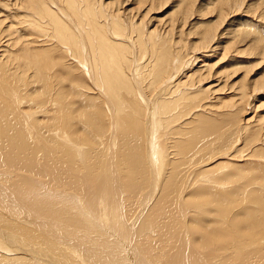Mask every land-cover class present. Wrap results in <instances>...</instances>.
<instances>
[{
  "label": "rangeland",
  "instance_id": "obj_1",
  "mask_svg": "<svg viewBox=\"0 0 264 264\" xmlns=\"http://www.w3.org/2000/svg\"><path fill=\"white\" fill-rule=\"evenodd\" d=\"M47 1L48 0H46V2ZM49 1H51V3L53 4H51L52 9L58 10L59 7L60 13L63 16H61V18H63L70 25L72 24V27H68V29L70 28L69 30L71 31V34L73 33V36L74 34L78 36V39L76 38V36H74L73 38L72 35L70 36V38L72 39L69 38L70 42L73 45H79L77 47L76 45L73 46L71 44L73 47L71 51L69 50V44L66 46V44L59 42L57 38L48 39V36H45L46 34H44V31L36 33L31 30L30 26L27 27V25H30V23H35L36 26L38 24V27L40 28L42 23L44 26L45 21L47 23L51 21L46 17L42 19L38 14H36L39 13L37 12V9H26V7H23L25 6L24 0H0V173L4 171L2 172V174H0V176L3 177L6 174H10L12 176V174H17L16 179H11V181H14L22 177L19 176V174L23 175L29 173L32 175L33 173L32 169L25 170L18 163L9 164V162H3V155L10 154V158H13V160H16V162H18L20 158H26L28 161H30L32 163L31 166L34 169V173L37 175V177L41 178L50 189L58 190L66 188L71 191L77 190L78 188L68 181V176L70 173H73V176L78 172L79 169H77L76 167L74 168L76 158L73 156L72 150L65 147L63 141H58L59 138L57 130L61 128L62 130L70 134L69 136L76 143L88 147L89 150L86 151L87 169L85 171L87 172L86 175L88 179L91 180V176L93 175V173L101 172L100 167L101 165H103L102 158L104 157L105 150L107 149L106 137H108V139L110 140L112 139V136H114L113 120L115 119V109H113L114 111L111 112L108 111L110 110L106 105L108 96L103 88V82L101 83L102 80L98 77V68H100L101 71V67H99L100 65L97 62L98 49L95 48L94 45H92V43H94V41L96 40L94 39L95 37L92 40L91 35L88 33L89 29L93 28L92 25H90V19L93 20L95 16L94 20L96 21V23L99 22L98 24L102 25L103 31H105V34L100 33V35H103L102 37H106L107 40L111 39L112 41L118 42L124 41L123 43H125V41L127 40L126 37L129 36V41L127 40L125 46H123L122 48V50L124 49L125 51L124 53H126L127 51L128 52L126 53V57L123 56L122 59H120L122 63L124 62V60L126 64L129 63L127 64L128 66H123L128 67L127 70L125 69L126 67L123 68L125 70L124 74L127 75L130 82H133L134 79L138 81L136 79L138 75L135 74V72V75L132 73L134 77L131 76L132 69L130 68L141 67L143 72L140 74L143 75L142 81H140H148L146 82L147 84L143 82V86H141L142 88L140 87V89H143L142 92L144 94L145 91L147 92L145 96H147L149 99H152V97L153 99L154 97H157L158 99L160 97L161 100L164 99L165 101H173V99L176 100L178 98V95H180L183 91L201 94L200 86L202 85V82L199 81L203 78L208 77L209 75L213 76V79L210 80L211 83H207L205 80V84L207 86H215V84L217 83V87H215V89L219 90L216 92V94H212V97L208 95V93H206L201 95V97L198 96V99L190 98V100H192V103H190L191 101L188 100L190 104L188 102L185 103L183 101H180V109L175 112L172 111L173 107H170L171 110L169 108L166 110L168 113H166L165 118L170 115L169 119L167 118L168 123L166 130L169 129L168 133H170L171 135L169 134L170 136L168 137L170 162L165 178L167 179V182L171 181L170 184L173 185L166 197V209H160L161 206L159 203L158 208L162 213L159 211H156L155 213L153 212L151 216H149L146 220L151 226H154L157 231V235L153 234L151 236L154 243L152 249H150V252L153 253L149 254V252H146L147 250H143V253L141 251V253H138V260L136 259L138 263L136 264H141L139 263L140 259L141 262L144 261V264H164V261L166 260L165 257L167 256L168 258V255L170 253L167 244L169 243V241H174L175 239L173 238H175V236H177V233L180 232L186 225V223L183 222L182 217H180V219L178 217V219L181 221L180 224V222L176 219L175 214V198H177V202H179V200L183 196L185 197H183L182 199H187L189 197V202L195 204L194 206L202 208L203 213H205V216H200L199 212H196L195 215L191 214L190 217H186L188 224L190 222V226L193 230V239L196 247L200 252H205L210 256H217L229 247V244L234 240L235 235L236 241H239L242 244H247L249 241L253 240L254 246L261 244L258 246V248H254L256 250H253L258 251L261 258L252 255L251 264H264V0H235L237 3L234 0H96V3H93L95 7H92L93 5H90L93 10L88 5V2L86 3V7L88 8L89 6V8L87 9L85 7V0H78V3L81 1L79 3L80 6H77L78 3L76 0H70V7L64 6V4L59 0ZM104 3L106 7H102ZM58 4H60L61 6H58ZM82 5L84 8H82ZM53 6H55V8ZM104 7L105 9H107L104 10ZM70 8L71 10L76 9L77 11H74V13H78H76L75 17L77 18V16H81L79 18H81L82 20H79V18L76 19L73 16L75 15L73 13V10L69 11ZM63 9L65 14L68 15L64 14ZM28 10H33L34 12L30 11V14V12H27ZM87 10L88 12H86ZM39 11L42 12V10ZM68 12H71L70 15ZM17 13L19 15H17ZM225 14H227V16ZM24 15L28 16L27 19L24 18ZM116 15L117 17H115ZM65 16H70L68 18V21ZM71 16L74 18L72 19ZM36 17L39 19V22L41 21V24L36 20ZM112 17H114L113 21L115 22V24H121V26L119 25L120 30L119 27L117 28L113 26ZM119 17H121L122 19H120ZM146 17L149 18L147 19ZM36 21L38 23H36ZM127 25L131 26V30L130 26L128 27ZM77 27L81 28L80 30L83 32H79V28ZM122 27H124L125 30H122ZM40 30H42V27L40 28ZM150 31L153 35H151ZM85 32L87 33L85 34ZM147 32H149L150 35ZM162 33H167V35H163ZM204 33L206 35L205 39H207L206 42L205 39L202 38V36H204ZM162 35L164 37L161 41L159 39V36ZM81 36L83 37L81 38ZM122 36L124 37L121 38ZM132 37L134 39L138 37V39L140 40H133ZM170 38H172V40ZM176 38H179V40H177ZM175 40L178 41V43H176ZM141 41L142 44L140 43ZM160 41L162 42V44L165 41V46L161 48L165 50L162 51H166L168 49L167 52L169 53V51L171 52V50L173 49L171 52L172 56H170V53L168 54L171 59L165 57V59H168V62L170 60L171 61L169 62L168 66L170 72L168 78L166 77L165 81L164 78H162V80L160 81H163V83H160L159 80L162 74L165 75V69L162 68V74L159 75V80L156 81H154V74L151 71L152 67L154 66L155 54L159 48V44L161 43ZM157 42H159L158 46ZM180 42L182 43L179 44ZM169 44H172V46H170ZM62 45L64 46V48H62ZM90 45L92 46L90 49H88ZM145 45L146 47H148H144ZM166 46L168 47L166 48ZM126 47H129V49H127ZM150 47L151 49H153V51L150 49ZM155 49L156 52H154ZM76 50H83V52H76ZM84 50H87V52ZM175 50L178 51V54L176 56L174 55L176 54ZM72 52L75 54H73ZM129 53L131 54L129 55ZM136 53L137 55H139L138 57L137 55H135ZM150 53L152 54L151 57ZM77 56L78 58L82 57L81 59H83V61H81L80 58L78 59ZM131 58L133 60H136H134L135 64ZM151 58H153V62L151 61ZM177 59L183 62L180 61L179 63ZM86 60H88L89 63ZM131 62H133V64H130ZM79 63H82V65ZM188 66H191L192 69ZM149 67L150 70H148ZM207 68L210 70H208ZM197 69L202 74L201 76L199 72L197 73V71H195ZM202 70H205L206 72ZM158 71L160 73V69H158ZM193 71L194 73H196V75H192ZM96 72L97 75L95 76ZM149 74L152 75L150 76ZM189 74L191 76H189ZM198 75L200 78L198 77ZM186 76L189 77L187 78ZM93 77H95L96 79L94 80ZM143 77L145 78L143 79ZM170 77L171 79H169ZM189 78H191L190 83L193 85L189 83ZM152 79L154 80L152 81ZM195 80H197L198 82ZM148 82L152 83V85H150ZM176 83L180 84L177 85ZM187 83H189L191 86L189 84L187 85ZM98 84L100 85V87ZM138 84L142 85L139 82ZM160 84L162 85L163 89L159 90V88H162L160 87ZM205 84L204 86H206ZM155 85H157V87ZM170 85H173L174 87H171V89ZM150 86H152V88H150ZM187 86L189 88H187ZM240 86L242 87V89L240 88ZM248 86L250 87L248 88ZM180 87H182V89ZM255 87L257 88L255 89ZM185 88H187L189 91H187V89ZM161 90L162 92H160ZM172 90L176 93H173V95L175 94V96L177 97L172 95ZM243 90L245 92H243ZM157 91L158 94L160 92V96L157 94ZM167 92L168 97L164 95ZM241 92L244 93H242V96ZM103 95H105L106 100ZM169 97L173 98H170L168 100ZM238 97L241 98V100L238 99ZM19 98L20 103L19 105H17V101H19ZM137 100H139V98H137ZM137 100H133V102H136L138 107L141 106L144 109L141 107L138 108H141V110H139L137 114V117L140 119V123L138 124V129L135 133L136 135L134 134V137H131L130 135H127L126 131L122 132L121 134L119 133L120 138L117 139L118 141L115 144V147H110V150H113L111 159H113L118 165L116 170L118 169L119 172L122 173V176L120 175V178L118 177L117 180L119 182L122 180V187L128 188L129 191L133 194L132 196L123 195L121 191H118L119 194L117 192L115 197V200H117L118 197L120 203V198L122 196L128 200L129 210L124 211L125 207H123L122 209H124V212L121 213V218H123L124 216L122 220H124L125 222H131L135 216L139 215V212L141 211L140 207L143 206V202L145 199L144 198L142 200V197L144 194L147 195V193L150 191V169L147 165L148 161L145 158V145H147V135H145V129L152 128V134H154L153 139H156V143L154 141V146L155 144H157V138L159 134L155 130L156 127L153 123H149V126L144 122L146 119V115L148 114V112H146L147 108L145 107L143 102L141 103L140 100L139 102ZM13 101L16 103L18 110L16 109V106L12 104ZM52 101L53 103L56 102L59 104V106H61L58 107L60 111H56L53 109V107H56L53 106ZM224 101L226 103H229V106L232 104L229 107V109L231 110L221 112V110L219 111V109H217L221 106L220 103ZM136 103L134 105H136ZM208 104H211L213 108L211 105L209 107ZM105 106L107 108H105ZM39 108L40 110H44V117H38ZM189 108L192 110L188 112ZM182 109L184 112L182 111ZM92 111H94L96 115H93L94 112ZM26 113L27 115L30 114V116L33 115L34 117L32 124L34 129H36L34 137L30 135V129H28L24 123L23 118L27 116ZM221 113H223L224 115L229 114V116L226 115V118L224 116L220 118L219 115H221ZM183 114L184 117L182 118L181 116H183ZM253 116L255 117V119H258L257 122H251L250 129L248 131H245L243 129L245 128V126L243 125L245 122L244 120L246 119L247 122V120H249V118L251 119V117ZM111 117L114 119H112ZM140 117H142L143 119L141 120ZM185 117L187 119H185ZM140 125L142 126V128ZM177 127L182 128L178 129ZM40 128L42 129L41 133L38 132ZM108 130H110L111 133ZM190 131H192L194 134H191ZM52 132L55 133L56 138L54 137ZM155 132L158 133L157 136H155ZM51 134L53 137H51ZM95 135L98 137H100L99 135H101V138L96 139ZM30 137L32 138L30 139ZM36 139L37 142H35ZM31 140H33L34 142ZM93 142H96L97 146L99 145L96 148L97 150H100V154H98V156L100 155L101 157H96V160L98 158L97 162L99 163L94 162L93 159ZM44 157L46 159H44ZM40 160H44V168L42 166L43 170L41 169V167H39V164L41 162ZM2 165L4 167H2ZM34 165L37 167L35 168ZM224 167H230L231 172L229 171L230 173H227L225 176H223V178H219V181L221 183H232L233 185L235 183L238 184V186H236L233 190H230L229 192L215 193L211 190L203 189L204 192L199 194L198 191H191L190 193L186 189L185 193L182 195L181 188L183 187V184L192 180L194 178V175V181H196L197 178H200L199 176H201L204 171H215ZM233 168L235 170L232 171ZM44 169L46 170V172ZM79 172L82 171L79 170ZM199 172H201V174ZM113 178H115V175H113ZM170 178H172L173 180ZM203 178L205 177H201L200 179ZM76 181L79 182V179H76ZM3 187H5L6 190ZM9 187H11V184L6 185L0 180V188L2 189V191H4L5 194L11 195L13 193V190ZM146 188H148L149 190ZM80 189L81 188H79L78 190L79 195H82L83 190ZM120 194L122 196H120ZM11 196L13 197L14 194H12ZM15 200L17 204L18 199L16 198ZM137 200L139 201L136 202ZM242 201L246 202L247 204L243 206ZM137 204H139L138 206L141 205L140 207H137L140 210L136 208ZM234 209H236L237 211H233ZM126 212L128 215L126 214ZM0 214L5 218V220L3 219V223L9 221L11 224V222L16 221L15 219H9L7 216L3 215V213ZM209 216L212 217L211 220L208 219ZM223 219H226V221H223ZM198 220H200V223L198 222ZM147 222L143 224L147 226ZM235 222H237L238 225L234 224ZM259 224L263 227L259 228ZM144 225L142 226V228L145 230L147 227H144ZM71 226L72 228L74 226V228H76V231L75 229H72ZM71 226V235H74L73 238L76 239V245L77 242H80V240H82L81 242L83 243H78L79 246L80 244H84V248H88L89 246L88 249H90L91 246L87 245L89 243L84 239H86L87 234H90V232L92 236H94L98 232H93L91 227H89L88 229V227H86V224L82 227H76L75 225ZM0 227L2 229L4 228L1 226V224ZM27 228L30 229L29 227ZM80 229H82V231ZM30 230H34L33 232L38 233V231L34 228ZM77 233L78 235H76ZM83 233H85L86 235H84ZM100 233L101 231L99 232V234H97L99 237H102L105 233L106 239L109 240L111 239L110 237L113 236L112 238L115 237L114 239L116 241L118 240L119 242H117L119 244H123L120 241L121 239L117 238V236H115L113 232L109 233V231L104 230V233L102 232L101 235ZM91 234L89 236H91ZM37 235L41 238H44L40 235V233H38ZM107 235L109 236V238ZM83 236H85V238ZM89 236L87 237L89 238ZM69 238L74 240L72 237ZM155 244L156 246H154ZM124 245L125 248L130 245V251L133 250V245L129 244V242H124ZM88 249L84 250L91 254V252L93 251ZM145 255L147 257H145ZM150 257L153 259V261L150 259ZM94 258L89 259H91L93 263H96L94 261L96 260V256H94ZM171 258L173 259V257ZM148 259H150L151 263L148 261ZM97 262L98 263L96 264H105V261L102 260H97ZM129 264L133 263L129 262Z\"/></svg>",
  "mask_w": 264,
  "mask_h": 264
},
{
  "label": "bare ground",
  "instance_id": "obj_2",
  "mask_svg": "<svg viewBox=\"0 0 264 264\" xmlns=\"http://www.w3.org/2000/svg\"><path fill=\"white\" fill-rule=\"evenodd\" d=\"M25 3L23 7H26V9H37L39 13L38 14L42 19H44L45 17L50 19L51 21V25L50 22L47 23L45 20V24L43 26V23L41 24L38 20V18L36 19L40 24V28L42 27V30H40V28L38 27V24L36 26L35 23H30V25H27L31 27V30H33L36 33H39L40 31H44V34H46L45 36H48V39H53V38H57V40L63 44H66V46L69 44L70 48L69 50L71 51L72 47V43L70 42L69 38L72 35V37L74 38V36H76V38L78 37L76 34L73 33L71 34V31L68 29L69 26H71L69 23H67L63 18H61L62 14L60 13L59 7L58 10L57 9H52L51 7V1H47L46 0H24ZM61 3L64 4V6H69L70 5V0H59ZM72 1V0H71ZM78 3V0H76ZM83 1V0H82ZM86 1V2H85ZM85 7L87 6L86 3L88 2V5L92 6L93 3H96V0H85ZM231 1V0H230ZM233 1V0H232ZM235 1V0H234ZM238 1V0H237ZM56 2V1H55ZM75 2V1H74ZM81 2V1H80ZM79 2V3H80ZM157 2V1H156ZM236 2V1H235ZM234 2V3H235ZM21 3V2H20ZM73 3V2H72ZM76 3V4H77ZM78 3L77 6H80ZM83 3V2H82ZM81 3V4H82ZM229 3V2H228ZM237 3V2H236ZM242 3V2H240ZM55 4V3H54ZM75 4V6H76ZM22 5V4H21ZM53 5V4H52ZM60 4H58L59 6ZM152 5V4H151ZM159 5V3H158ZM39 8H38V7ZM61 6V5H60ZM88 6V8H89ZM90 6V8H91ZM99 6V5H98ZM105 6L102 5V7ZM111 6V5H110ZM109 6V7H110ZM22 7V8H23ZM55 8V6H53ZM63 7V6H62ZM70 7V6H69ZM73 7V6H71ZM92 7H95L94 5ZM100 7V6H99ZM106 7V6H105ZM104 7V10H106ZM148 7V6H147ZM162 7V6H161ZM76 8V7H75ZM74 8V9H75ZM78 8V7H77ZM82 8L83 5H82ZM87 8V7H86ZM87 8V9H88ZM92 9V8H91ZM101 9V8H100ZM115 9V8H114ZM188 9V8H187ZM19 10V9H18ZM39 10H42L39 11ZM73 10V9H72ZM71 8L69 11H72ZM83 10V9H82ZM86 10V9H85ZM93 10V9H92ZM91 10V11H92ZM110 10V9H109ZM117 10V9H116ZM189 10V9H188ZM20 11V10H19ZM25 11V9H24ZM33 11V10H30ZM29 10L27 12H30ZM68 11V10H67ZM77 11L76 9L73 10ZM135 11V10H134ZM23 12V11H21ZM34 12V11H33ZM36 12V11H35ZM62 12V9H61ZM64 12V9H63ZM88 12V10L86 11ZM84 12V13H86ZM93 12V11H92ZM104 12V11H101ZM114 12V11H113ZM146 12V11H145ZM144 12V13H145ZM151 12V11H150ZM179 12V11H178ZM26 13V12H25ZM24 13V14H25ZM69 15L71 12H68ZM78 13V12H76ZM76 13H74L75 15H73L74 17L76 16ZM100 13V12H99ZM125 13V12H124ZM143 13V14H144ZM187 13V12H186ZM222 13V12H221ZM22 14V13H21ZM31 14V12H30ZM33 14V13H32ZM35 14V16H36ZM65 14V12H64ZM107 14V13H106ZM140 14V13H139ZM147 14V13H146ZM228 14V13H227ZM227 14H225L227 16ZM17 15H19L17 13ZM68 15V14H65ZM80 15V14H79ZM88 15V14H87ZM91 15V12H90ZM108 15V14H107ZM110 15V14H109ZM127 15V14H126ZM148 15V14H147ZM30 16V15H29ZM32 16V15H31ZM34 16V15H33ZM60 16V17H59ZM100 16V14H99ZM145 16V15H144ZM181 16V14H180ZM183 16V15H182ZM28 16L24 15V18L27 19ZM39 17V18H40ZM63 17V16H62ZM67 18L68 21V16H65ZM74 17L71 16V18L73 19ZM81 17V16H79ZM77 16L76 19L79 18ZM88 17V16H87ZM91 17V16H90ZM117 17V15L115 16ZM123 17V16H122ZM184 17V16H183ZM32 18V17H31ZM61 18V19H60ZM95 18V16H94ZM91 20V24L92 25V29H89L88 33L91 35V38L93 40V38L96 40L94 41V43H92V45H94L95 48L98 49L97 52V62L99 63V67H101V71L100 68H98V77L102 80L101 83L103 82V88L107 94V107L110 109L108 111H114L113 109H115L114 113L115 116L114 118L112 115V119H114V136H112V139H108L107 138V143H106V150L104 153V157L102 158V164L100 169L101 172L98 173H93V175L91 176V180L88 179L86 173V169H87V159H86V155L89 149L88 147H86L85 145L82 144H78L76 143L68 134L66 131L61 129H56L57 133H58V141L61 140L63 141V144L65 147L69 148L72 150L73 152V156L76 158V163L74 168L76 167L77 169L81 170L82 172H78L76 174H74L72 176L73 173H70L68 176V181L75 185L78 189L75 191H71L68 190L66 188L64 189H50L49 187H47V185L45 184V182L37 177V175L34 173V169L31 166V162L28 161L26 158H20L18 160V162H16V160H13V158H10V154H2L4 158L3 162H9L10 163H18L23 169H32L33 173L32 175L29 173L26 174H19V176H22L21 178H19L18 180H14L11 181V179L13 180V178H17V174H12V176L10 174H6L5 176H0V180L2 181V183L6 184V185H10L11 187H9L10 189L13 190L15 199L17 198V204H16V200L14 199V196L12 197L10 194H5L4 191H2V189L0 188V213H3V215L7 216L9 219H15L16 221L14 222H4L3 223V219L5 220L4 216H1L0 214V224L2 227H4L3 229L0 227V264H86V260H87V264L89 262V264H96L98 263L97 260H102L105 261V264H129V262H132L133 264L138 263L136 261V259L138 260V253H143V250H147L146 252H149V254H152L150 252V249H152L153 246V239L151 238V236L157 235V231L156 228L154 226H151L146 220L149 216H151V214L156 211L161 212L160 209L163 208V210L166 209V202H167V194L169 193V190L171 189L172 185L170 184L171 181L167 182V179L165 178V176L167 175V170H168V166H169V162H170V153H169V145H168V137L171 135L170 133H168V130H166L167 128V123L169 119L168 115L166 118V113H168L166 110L169 108L171 110L170 107L172 108V111H177L180 109V101L182 102H188L191 101L190 103H192V100H190V98L192 99H198L199 97H201V95L208 93V95H210L212 97V94H216L217 91H219L218 89H215V87H217V83L214 85H209L207 86L205 84V80L207 83H211L210 80L213 79V76H208L206 78L201 79L199 82H202V85L200 86L201 94H197V93H190V92H186L183 91L180 95H178V98L175 100L173 99V101L169 100L171 97L168 98L169 101H165L164 99L161 100V98L159 97L158 100L157 97H152V99H149L147 96H145V94L147 93L145 91V94L142 92L143 89L141 90L140 87L143 86V82L146 83L148 80H143L142 81V75L140 74L143 72L142 68H130L132 69L131 74L135 72V74H137V80L136 81L134 78L133 82H130V80L128 79L127 75L124 74V69L125 67H123L124 65H127L129 63L126 64L125 60L122 63L120 61V59H122L123 56L126 57V53H124V49L122 50L123 46H125L127 40L129 41V36L126 37V41L125 43L123 42H118V41H112L111 39L107 40L106 37H102L100 35L101 34H105L103 31V26L99 25L98 23H96V21ZM100 18V17H99ZM120 19H122L121 17H119ZM129 18V17H128ZM133 18V17H132ZM147 18V17H146ZM149 18V17H148ZM147 18V19H148ZM30 19V18H28ZM35 19V18H34ZM107 19V18H106ZM119 19V20H120ZM146 19V20H147ZM220 19V18H219ZM223 19V17H222ZM225 19V18H224ZM22 20V19H21ZM33 20V19H31ZM41 20V19H40ZM71 20V19H70ZM75 20V19H74ZM79 20H82L81 18H79ZM109 20V18H108ZM114 17H112V23L113 26L115 27H119V25L121 26V24H115V22L113 21ZM23 21V20H22ZM36 21V23H38ZM72 21V20H71ZM76 21V20H75ZM130 21V20H129ZM163 21V20H162ZM221 21V20H220ZM21 22V21H20ZM19 22V23H20ZM25 22V21H23ZM79 22V21H78ZM85 22V21H84ZM131 22V21H130ZM227 22V21H224ZM223 22V23H224ZM22 23V22H21ZM26 23V22H25ZM126 23V22H125ZM185 23V22H184ZM2 24V23H1ZM89 24V22H88ZM102 24V23H101ZM109 24V23H108ZM130 24V23H129ZM12 25V24H11ZM106 25V24H105ZM170 25V24H168ZM186 25V24H185ZM211 25V24H210ZM219 25V24H218ZM239 25V24H238ZM75 26V24H74ZM86 26V25H85ZM108 26V25H107ZM110 26V25H109ZM128 26V25H127ZM130 26V25H129ZM128 26V27H129ZM137 26V25H136ZM184 26V25H183ZM26 27V26H25ZM38 27V30H37ZM72 27V26H71ZM80 27V26H79ZM77 27V28H79ZM84 27V25H83ZM90 27V26H89ZM142 27V26H140ZM168 27V26H167ZM166 27V28H167ZM221 27V26H220ZM238 27V26H237ZM242 27V26H241ZM44 28V29H43ZM105 28V27H104ZM112 28V27H111ZM134 28V27H133ZM230 28V27H229ZM10 29V28H9ZM81 28H79V32H83L80 30ZM86 29V27H85ZM88 29V28H87ZM110 29V27H109ZM116 29V28H115ZM124 29V27H122V30ZM141 29V28H140ZM171 29V28H170ZM217 29V28H216ZM30 30V28H29ZM118 30V29H117ZM120 30V27H119ZM125 30V29H124ZM127 30V29H126ZM130 30H131V26H130ZM137 30V29H136ZM134 30V31H136ZM153 30V29H152ZM173 30V29H172ZM111 31V30H110ZM114 31V30H113ZM129 31V29H128ZM141 31V30H140ZM157 31V30H156ZM222 31V30H221ZM234 31V30H233ZM41 32V33H42ZM78 32V33H79ZM122 32V31H120ZM139 32V31H138ZM142 32V31H141ZM151 32V31H150ZM154 32V31H153ZM87 32H85L86 34ZM112 33V32H111ZM136 33V32H135ZM149 35L150 33L147 32ZM174 33V31H173ZM43 34V35H44ZM119 34V33H118ZM129 34V33H128ZM140 34V33H139ZM143 34V33H142ZM163 34V33H162ZM170 34V32H169ZM123 35V34H122ZM151 35L152 32H151ZM155 35V33H154ZM160 35V34H159ZM163 35H167V33L163 34ZM159 36V39L162 41L164 36ZM213 35V33H212ZM221 35V34H220ZM86 36V35H85ZM105 36V35H104ZM121 36V35H120ZM126 36V34H125ZM131 36V35H130ZM147 36V35H146ZM157 36V35H156ZM217 36V35H216ZM44 37V36H43ZM80 37V36H79ZM83 36H81L82 38ZM89 37V36H88ZM119 37V36H117ZM124 36H122L121 38H123ZM148 37V36H147ZM153 37V36H152ZM167 37V36H166ZM169 37V36H168ZM171 37V36H170ZM175 37V36H174ZM179 37V36H178ZM201 37V35H200ZM206 35L204 33V36H202V38L205 39ZM213 37V36H212ZM108 38V37H107ZM133 38V37H132ZM141 38V36H140ZM151 38V37H149ZM201 38V39H202ZM72 39V38H70ZM78 39V38H77ZM125 39V38H124ZM138 39V37L136 38ZM133 38V40H136ZM144 39V38H143ZM165 39V38H164ZM172 40V38H170ZM177 39V38H176ZM183 39V38H182ZM209 39V38H208ZM140 40V39H138ZM137 40V41H138ZM146 40V38H145ZM152 40V39H150ZM168 40V39H167ZM174 40V39H173ZM179 40V38L177 39ZM74 41V40H71ZM76 41V40H75ZM84 41V40H83ZM82 41V42H83ZM158 41V40H157ZM160 41V42H161ZM176 41V40H175ZM207 41V39H205V42ZM57 42V41H56ZM131 42V41H130ZM135 42V41H134ZM144 42V41H143ZM184 42V41H183ZM209 42V40H208ZM207 42V43H208ZM211 42V41H210ZM53 43V42H52ZM80 43V40H79ZM89 43V42H88ZM142 44V41L140 42ZM148 43V42H147ZM152 43V42H151ZM168 43V42H167ZM166 43V44H167ZM172 43V42H171ZM174 43V42H173ZM176 43H178V41H176ZM182 42H180L179 44H181ZM195 43V42H194ZM193 43V44H194ZM203 43V42H202ZM213 43V42H212ZM72 44V45H71ZM83 44V43H82ZM136 44V43H135ZM145 44V43H143ZM159 42H157V46H158ZM165 44H162V42L159 44V48L156 52V49L154 52H156L155 54V59H154V66L152 67V73L154 74V79H152V81H156L159 80V75H161V70L162 68H164V73L165 75H161V78L159 80V82L162 80V78L167 77L169 75V61L166 58H170L168 56V54L170 53V56H172L171 52H172V47H171V52L169 51V53L166 51H162L165 49H161ZM177 44V45H179ZM197 44V43H196ZM58 45V44H57ZM76 45V44H75ZM73 45V46H75ZM88 48L90 49L91 46ZM129 45V44H127ZM149 45V44H148ZM162 45V46H161ZM170 45V44H169ZM168 45V46H169ZM174 45V44H173ZM59 46V45H58ZM77 47L79 46L78 44L76 45ZM150 46V45H149ZM155 46V45H154ZM166 46V48L168 47ZM172 46V44L170 45ZM175 46V45H174ZM173 46V47H174ZM85 47V46H83ZM88 47V46H87ZM142 47V45H141ZM146 47V45L144 46ZM143 47V48H144ZM148 47V46H147ZM146 47V48H147ZM177 47V46H176ZM204 47V46H202ZM62 48H64V46L62 45ZM127 48V47H126ZM155 48V47H154ZM178 48V47H177ZM199 48V47H198ZM76 49V48H75ZM78 49V48H77ZM80 49V48H79ZM82 49V47H81ZM84 49V48H83ZM87 49V48H85ZM129 49V47L127 48ZM138 49V48H137ZM151 49V47H150ZM193 49V48H192ZM200 49V48H199ZM74 50V49H73ZM92 50V49H91ZM90 50V51H91ZM142 50V49H141ZM149 50V49H148ZM153 51V49H151ZM170 50V49H169ZM180 50V49H179ZM196 50V49H195ZM198 50V49H197ZM204 50V49H203ZM225 50V49H224ZM78 50H76L77 52ZM83 52V50H81ZM80 50L78 52L82 53ZM87 52V50H84ZM89 51V50H88ZM96 51V49H95ZM134 51V50H133ZM137 51V50H135ZM151 51V52H152ZM176 51V50H175ZM173 51V52H175ZM214 51V50H213ZM223 51V50H222ZM140 52V50H139ZM143 52V51H142ZM145 52V51H144ZM182 52V51H181ZM227 52V51H226ZM73 53V52H72ZM96 53V52H94ZM146 53V52H145ZM75 54V53H73ZM90 54V53H88ZM93 54V53H92ZM131 53H129L130 55ZM141 54V53H140ZM174 54V53H173ZM178 54V51H176V54H174L175 56ZM72 55V54H71ZM95 55V54H94ZM137 55V53L135 54ZM144 55V54H143ZM148 55V54H147ZM146 55V57H147ZM151 53H150V57H151ZM82 56V55H81ZM91 56V55H90ZM128 56V54H127ZM139 55H137L138 57ZM182 56V55H181ZM180 56V58H181ZM71 57V56H70ZM145 57V56H144ZM174 57V56H173ZM189 57V56H188ZM78 58V56H77ZM80 58V57H79ZM78 58V59H79ZM82 58V57H81ZM80 58V59H81ZM141 58V57H140ZM91 59V58H90ZM129 59V58H127ZM132 59V58H131ZM150 59V58H149ZM153 58H151L152 61ZM133 60V59H132ZM135 60V59H134ZM133 60V61H134ZM139 60V59H138ZM175 60V59H174ZM178 60V59H177ZM176 60V61H177ZM183 60V59H182ZM198 60V59H197ZM81 61H83V59H81ZM88 61V60H86ZM95 61V60H94ZM136 61V60H135ZM134 61V64H135ZM140 61V60H139ZM146 61V60H145ZM173 61V60H172ZM179 63L181 60H178ZM74 62V61H73ZM80 62V61H79ZM150 62V61H149ZM153 62V61H152ZM183 62V61H181ZM78 63V62H76ZM84 63V62H83ZM89 63V61H88ZM94 63V62H92ZM97 63V64H98ZM174 63V62H173ZM186 63V62H185ZM82 65V63H79ZM130 64H133V62H131ZM146 64V63H145ZM150 64V63H149ZM96 65V64H95ZM177 65V64H176ZM128 66V65H127ZM139 66V65H138ZM201 66V65H200ZM199 66V67H200ZM92 67V66H90ZM130 67V66H129ZM148 67V66H147ZM172 67V66H171ZM170 67V68H171ZM174 67V66H173ZM191 68V66H188ZM187 67V68H188ZM202 67V66H201ZM160 69V73L158 71V69ZM182 68V67H181ZM81 69V68H80ZM96 69V68H95ZM126 70L128 69V67L125 68ZM176 69V68H175ZM192 69V68H191ZM199 69V68H198ZM195 70L197 71V73L199 72V70ZM204 69V68H201ZM208 69V68H207ZM93 70V69H92ZM147 70V69H146ZM150 70V67L149 69ZM187 70V69H186ZM206 70V69H205ZM205 70H202L204 72H206ZM210 70V69H208ZM179 71V70H178ZM183 71V70H182ZM201 71V70H200ZM129 72V71H127ZM146 72V71H145ZM189 72V71H188ZM203 72V73H204ZM208 72V71H207ZM82 73V72H81ZM151 73V72H150ZM175 73V72H174ZM182 73V72H181ZM200 73V72H199ZM133 74L131 76H133ZM134 74V75H135ZM140 74V75H139ZM173 74V73H171ZM192 74V72H191ZM206 74V73H205ZM210 74V73H209ZM97 75V72L95 73V76ZM130 75V74H129ZM128 75V76H129ZM150 75V74H149ZM152 75V74H151ZM150 75V76H151ZM183 75V74H182ZM187 75V74H186ZM192 75H196V73H194ZM202 74L200 73V76ZM94 76V74H93ZM130 76V77H131ZM145 76V75H144ZM174 76V75H173ZM172 76V77H173ZM185 76V75H184ZM189 76H191L189 74ZM188 76V77H189ZM205 76V75H204ZM134 77V76H133ZM187 77V76H186ZM187 77V78H188ZM193 77V76H192ZM191 77V78H192ZM199 77V75H198ZM145 77H143L144 79ZM182 78V77H181ZM184 78V77H183ZM191 78H189V83ZM196 78V77H195ZM200 78V77H199ZM202 78V77H201ZM223 78V77H222ZM221 78V80H222ZM93 79L95 80L96 78L93 77ZM99 79V80H100ZM171 79V77L169 78ZM208 79V80H207ZM217 79V77H216ZM141 80V81H140ZM187 80V79H186ZM185 80V81H186ZM193 80V79H192ZM258 80V79H257ZM261 80V79H260ZM97 81V80H96ZM151 81V82H152ZM183 81V80H181ZM180 81V82H181ZM197 81V80H195ZM216 81V80H215ZM256 81V79H255ZM138 82L142 85H139ZM150 82V81H149ZM148 82V83H149ZM168 82V80H167ZM192 82V81H191ZM198 82V81H197ZM222 82V81H221ZM97 83V82H95ZM155 83V82H154ZM153 83V84H154ZM157 83V82H156ZM160 83H163L160 82ZM171 83V82H170ZM169 83V84H170ZM187 83V85L189 84ZM215 83V82H214ZM94 84V83H93ZM147 84V83H146ZM150 85H152V83H149ZM175 84V83H174ZM173 84V85H174ZM177 84V83H176ZM180 83H178L177 85H179ZM182 84V83H181ZM191 84V83H190ZM189 84V85H190ZM198 84V83H196ZM204 84L206 86H204ZM263 84V83H262ZM261 84V86H262ZM99 85V84H98ZM161 85V84H160ZM170 85L171 87L174 86ZM185 85V84H184ZM193 85V84H191ZM190 85V86H191ZM195 85V84H194ZM200 85V83H199ZM198 85V87H199ZM223 85V84H222ZM240 85V84H239ZM257 85V84H256ZM97 86V84H96ZM157 87V85H155ZM166 86V85H165ZM176 86V85H175ZM220 86V85H219ZM232 86V85H230ZM242 86V85H241ZM240 86V88L242 89V87ZM260 86V85H258ZM100 87V85H99ZM102 87V85H101ZM155 87V88H156ZM162 87V85L160 86ZM169 87V86H168ZM250 86H248L249 88ZM142 88V87H141ZM150 88H152V86H150ZM166 88V87H165ZM182 89V87H180ZM187 88H189L187 86ZM185 88V89H187ZM232 88V87H231ZM235 88V87H234ZM257 87H255L256 89ZM99 89V88H98ZM144 89H145V85H144ZM148 89V88H146ZM163 89L162 88H159ZM172 89V88H171ZM170 89V90H171ZM177 89V88H176ZM198 89V88H197ZM264 89V88H263ZM154 90V89H153ZM169 90V91H170ZM174 90V89H173ZM172 90V95L173 93H175ZM178 90V89H177ZM176 90V92H177ZM193 90V89H192ZM222 90V89H221ZM220 90V91H221ZM245 90V88H244ZM243 90V92H245ZM259 90V89H257ZM156 91V90H155ZM166 91V89H165ZM179 91V90H178ZM181 91V90H180ZM187 91H189L187 89ZM197 91V90H196ZM229 91V90H228ZM242 91V90H240ZM250 91V90H249ZM162 92V90L160 91ZM157 94L160 96L161 94ZM164 92V91H163ZM171 92V91H170ZM241 92V96L242 93ZM156 93V92H155ZM168 92L164 95L167 96ZM176 94V93H175ZM175 94L173 96H175ZM244 94V93H243ZM155 95V94H154ZM163 95V94H162ZM170 95V94H169ZM105 98V95H103ZM171 96V95H170ZM199 96V97H198ZM256 96V95H255ZM164 97V96H163ZM168 97V96H167ZM177 97V96H175ZM198 97V98H197ZM244 97V96H243ZM18 98V97H17ZM137 98H139L140 102L144 103L146 109V112H148V114L146 115V119H145V123L148 124L150 126L149 123H153L154 126L156 127V131L155 132V136H157L158 134V140H157V144H155L154 146V140L153 139V135L152 134V128H146L145 132L147 135L146 140H147V145L146 146V160L148 161V166L150 169V191L147 193V195H143L142 200L144 199L143 202V206L140 207L138 206L139 204H137V207L141 208V211L139 212V215L135 216L134 219L130 222V221H124L122 220L124 218H121V213L124 211L129 210V203L128 200L125 199L121 194L120 196H122L120 198L121 203L117 197V200H115L116 194L118 191H121L123 195H130L132 196L133 194L129 191L128 188H123L122 187V180L119 182L117 179L118 177L120 178V175L122 176V173L119 172V170L117 168V163L111 159L112 158V151L110 150V147L114 148L115 144L117 143V139L120 138L119 133L121 134L122 132L126 131L127 135H130L131 137H134V134L136 133V130L138 129V124L140 123V119L137 117L138 111L141 110L138 109V105L136 103V105H134L135 103L133 102V100H137ZM166 98V97H165ZM173 98V97H172ZM171 98V99H172ZM237 98V97H236ZM235 98V99H236ZM157 99V100H156ZM216 99V98H215ZM238 99L241 100V98L238 97ZM254 99V98H253ZM106 100V98H105ZM139 100H137L139 102ZM23 101V100H21ZM151 101V102H150ZM196 101V100H195ZM193 101V102H195ZM231 101V100H230ZM237 101V100H236ZM17 105H19L20 103V98L19 101H17ZM106 102V101H105ZM134 104H133V103ZM229 102V101H228ZM53 103V101H52ZM184 103V104H185ZM189 103V102H188ZM189 103V104H190ZM200 103V102H199ZM210 103V102H209ZM12 104H14L16 106V103L13 101ZM187 104V105H189ZM201 104V103H200ZM229 103H226L225 101L220 103V107H218L217 109H219V111L221 110V112L224 111H229L231 109H229V107L232 105H228ZM240 104V103H239ZM142 105V106H144ZM211 105V104H210ZM210 105L208 104V106L210 107ZM53 106H55L56 108L53 107L54 110L56 111H60V109H58L59 106L58 103H53ZM114 106V108H113ZM212 106V105H211ZM105 106V108H107ZM185 107V106H184ZM193 107V106H192ZM190 107V108H192ZM197 107V106H196ZM195 107V108H196ZM215 107V106H214ZM182 108V107H181ZM188 108V106H187ZM188 110V112L192 109ZM213 108V106H212ZM17 109V106H16ZM144 109V108H143ZM186 109V108H184ZM236 109V108H235ZM234 109V110H235ZM18 110V109H17ZM104 110V109H103ZM194 110V109H193ZM215 110V108H214ZM144 111V110H143ZM166 111V112H165ZM183 111V109H182ZM212 111V109H211ZM94 112V111H92ZM171 112V111H169ZM179 112V111H178ZM184 112V111H183ZM182 112V113H183ZM195 112V111H194ZM231 112V111H230ZM32 113V112H31ZM44 110H40L39 108V115L38 117H44ZM140 113V112H139ZM144 113V112H142ZM181 113V114H182ZM192 113V112H191ZM201 113V112H200ZM220 113V112H219ZM29 114V113H28ZM113 114V113H112ZM141 114V113H140ZM146 114V113H145ZM171 114V113H170ZM187 114V113H186ZM185 114V115H186ZM27 115V113H26ZM93 115H96L95 112L93 113ZM229 116V114H226ZM223 113H221L220 118L222 116H226ZM101 116V115H99ZM107 116V115H106ZM174 116V115H173ZM188 116H192V115H188ZM218 116V117H219ZM93 117V116H92ZM178 117V115H177ZM180 117V115H179ZM182 118L184 117L181 116ZM62 118V117H61ZM106 118V117H105ZM110 118V116H109ZM141 120L143 119L142 117H140ZM226 118V117H225ZM24 123L26 125V127L28 129H30V135H32V137H34L35 133H36V129H34L33 127V120L34 117L33 115L30 116L27 115L24 118ZM107 119V118H106ZM185 119H187L185 117ZM190 119V118H189ZM194 119V118H193ZM245 119V118H244ZM109 120V119H108ZM177 120V119H176ZM180 120V119H179ZM182 120V119H181ZM192 120V118H191ZM223 120V118H222ZM258 119H255V117H251V119L249 118V120L246 119L244 120V126L245 128H243L245 131H248L251 127V122L256 121L257 122ZM111 121V120H110ZM112 121V122H113ZM171 121V120H170ZM175 121V120H174ZM183 121V120H182ZM229 121V120H228ZM60 122V121H59ZM143 122V121H141ZM173 122V121H172ZM170 123V122H169ZM182 123V122H181ZM254 123V122H253ZM179 124V123H178ZM144 125V124H143ZM181 125V124H180ZM186 125V124H185ZM242 125V126H243ZM141 126V125H140ZM153 126V125H152ZM170 126V125H169ZM183 126V125H182ZM145 127V126H144ZM112 128V127H111ZM142 128V126H141ZM178 129L182 128V127H177ZM176 128V129H177ZM184 128V126H183ZM110 129V128H109ZM185 129V128H184ZM193 129V128H192ZM42 129H39V133H41ZM154 130V129H153ZM29 131V130H28ZM110 132V130H108ZM56 132V131H55ZM191 134L193 133L192 131H190ZM56 133V134H57ZM111 133V132H110ZM52 134L55 136V133L52 132ZM51 134V137H53ZM170 134V135H169ZM194 134V133H193ZM61 135V136H60ZM136 135V134H135ZM96 136V135H95ZM100 137L96 136V139L101 138V135H99ZM185 136V135H184ZM30 137V139L32 138ZM174 137V136H173ZM155 138V137H154ZM34 139V138H33ZM103 139V138H102ZM128 139V138H127ZM174 139V138H173ZM33 141V140H31ZM57 141V140H56ZM123 141V140H122ZM128 141V140H127ZM197 141V140H196ZM34 142V141H33ZM32 142V143H33ZM37 142V139L36 141ZM131 142V141H130ZM146 142V141H145ZM153 142V143H152ZM202 142V141H200ZM62 143V142H61ZM102 143V141H101ZM156 143V141H155ZM237 143V142H236ZM36 144V143H35ZM199 144V143H198ZM99 146V145H98ZM96 142L92 143V154H93V159L94 162L98 161V158L96 160V157H99L98 154H100V150H97L96 148L98 147ZM117 152V151H116ZM228 152V151H227ZM102 153V154H103ZM226 155V154H225ZM44 156V155H43ZM101 157V156H100ZM1 158V156H0ZM42 158V156H41ZM40 158V159H41ZM5 159V160H4ZM44 159H46L44 157ZM172 159V158H171ZM174 159V158H173ZM177 159V158H176ZM220 159V158H219ZM58 160V159H57ZM216 160V159H215ZM41 161V160H40ZM43 161L42 160L40 162V166L41 169L43 170L44 166H43ZM75 161V160H74ZM146 161V162H147ZM101 163V162H100ZM208 163V162H207ZM3 164V163H2ZM45 164V163H44ZM206 164V163H205ZM7 165V164H6ZM5 165V166H6ZM35 166V165H34ZM43 166V168H42ZM73 166V165H72ZM115 166V167H114ZM199 166V165H198ZM2 167H4L2 165ZM1 167V168H2ZM37 166H35L36 168ZM98 167V168H99ZM189 168V167H188ZM8 169V168H7ZM98 169V170H100ZM148 169V170H149ZM13 170V169H12ZM31 170V171H32ZM38 170V169H37ZM45 170V169H44ZM196 170V169H195ZM235 170L234 168L232 169V171ZM1 171V170H0ZM115 171V172H114ZM204 171V170H202ZM231 172V168L230 167H224V168H220L217 169L215 171H204L202 174L201 172H199L201 174V177H205L203 179L197 178L198 173H197V180L194 181L195 179V173L194 178L192 175V180L186 182L183 184V187L181 188L182 190V195L185 193L186 189L187 191H189L191 193V191H198L199 194L203 193L204 190L203 189H207V190H211L215 193H221V192H229L230 190H233L236 186H238V184H232V183H228V182H220L219 178H223V176H225L227 173ZM4 172V171H2ZM2 172L0 174H2ZM46 172V170H45ZM93 172V171H92ZM192 172V171H191ZM196 172V171H195ZM102 173V174H101ZM5 174V173H4ZM41 174V171H40ZM10 175V176H9ZM113 175H115V178H113ZM75 176V178H74ZM174 176V175H173ZM76 179H79V182L76 181ZM172 179V178H170ZM173 180V179H172ZM8 182V183H7ZM117 183V184H116ZM189 184V185H188ZM181 185V184H180ZM2 187V186H1ZM149 187V186H148ZM5 189V187H3ZM79 188H81L83 190V194L79 195ZM3 189V190H4ZM80 189V190H81ZM148 189V188H146ZM6 190V189H5ZM117 190V191H116ZM145 190V189H144ZM143 190V191H144ZM149 190V189H148ZM142 191V192H143ZM147 191V190H146ZM178 192V191H177ZM194 192V193H195ZM125 193V194H124ZM158 193V194H157ZM119 194V192H118ZM157 195V196H156ZM186 195V194H185ZM126 197V196H125ZM140 197V198H141ZM181 197V196H180ZM179 197V198H180ZM185 197V196H183ZM182 197V198H183ZM180 199L179 202H177V198H175V214H176V219L180 222L179 220L180 217H182L183 222L186 223L185 227L182 228V230L180 232L177 233V236H175L174 241H169V243L167 244L168 249L170 250V253L165 257L166 260L164 261V264H251V258L252 255H254L255 257H260V253L258 251H253L256 250L254 248H258L259 245L254 246V240L253 241H249L247 244L244 243L242 244L241 242H237L236 241V236L234 235V240L230 242L229 247L224 250L221 254L217 255V256H210L205 252H200L198 250V248L196 247V244L194 242L193 239V230L190 226V222L188 224L186 217L192 214L195 215L196 212H199L200 216H205V213H203L202 208H199L198 206H194L195 204H192L189 202V197L186 199ZM231 198V197H230ZM135 199V198H134ZM229 199V198H228ZM125 200V201H124ZM139 200H137L136 202H138ZM142 202V201H141ZM158 202V203H157ZM21 205H20V204ZM160 203L161 208H158V205ZM243 203V204H242ZM242 205L245 206L247 203L242 201ZM121 204V205H120ZM136 205V204H135ZM56 206V207H55ZM121 206V208H120ZM240 206V207H243ZM123 207H125V210L122 209ZM150 207V208H149ZM149 208V209H148ZM139 209V208H137ZM148 209V211H147ZM238 209V208H237ZM124 210V211H123ZM140 210V209H139ZM236 209H234L233 211H235ZM147 211V212H146ZM232 211V212H233ZM237 211V210H236ZM162 213V212H161ZM127 214V212H126ZM179 214V215H178ZM189 214V215H188ZM128 215V214H127ZM69 216V217H68ZM229 216V215H228ZM105 217V218H104ZM179 217V219H178ZM208 217V216H207ZM126 219V218H125ZM188 219V218H187ZM208 219H212L211 216H209ZM189 221V220H188ZM223 221H226V219H223ZM147 222V226L144 225L143 223ZM198 222L200 223V220H198ZM87 225L86 227H91L93 232H98L97 234H99V232L101 231V233H104V230L109 231V233L113 232L115 236H117V238H120L121 243L123 244H119L114 238L110 237L111 239H106L105 237V233L102 237H99L97 234H95L94 236H92L91 232V236H89L90 234H87V236H89V238L86 236V240L90 245L91 248H84L83 245L84 244H79L82 240H80V242H77L76 245V239L73 238V236L71 235V225H75L77 226H83V225ZM129 224V225H128ZM144 225V227L146 226L147 228L144 230L142 228V226ZM234 224H237V222H235ZM128 225V226H127ZM71 226V228H70ZM130 226V227H129ZM27 227H29L30 229H36L38 231V233H40V235L44 238L39 237L37 234V232H33L32 230L28 229ZM263 227L259 224V228ZM85 228V227H84ZM76 231V228H73ZM104 229V230H103ZM82 231V229H80ZM79 231V230H78ZM77 231V232H78ZM80 231V232H81ZM85 231V230H83ZM86 232V231H85ZM88 233V232H86ZM100 233V235H101ZM108 233V232H107ZM106 233V234H107ZM123 233V234H122ZM75 234V233H73ZM84 235H86L85 233H83ZM232 234V233H231ZM78 235V233L76 234ZM108 236V235H107ZM111 236V235H110ZM72 237L74 240H72ZM82 237V236H81ZM85 238V236H83ZM109 238V236H108ZM82 239V238H81ZM264 239V238H263ZM155 240V239H154ZM79 241V240H77ZM258 241V240H257ZM125 243L132 244V249L130 251L129 246L125 248ZM83 243V242H81ZM76 246H75V245ZM74 245V246H73ZM82 245V247H81ZM86 246V245H85ZM156 246V244L154 245ZM232 246V247H231ZM87 247V246H86ZM131 248V247H130ZM136 248V250H135ZM84 249H88V250H92L93 252H91V254H89L88 252H86ZM215 249V248H214ZM125 250V251H124ZM153 251V250H152ZM172 251V252H171ZM165 252V251H164ZM223 254V255H222ZM130 255V256H129ZM148 255V254H147ZM161 255V254H160ZM166 255V254H165ZM94 256H96V260H94L96 263H93L91 259L89 258H94ZM151 256V255H150ZM145 257H147L145 255ZM173 257V259L171 258ZM95 259V258H94ZM150 259L153 261V259L150 257ZM150 259H148V261L151 263ZM147 261V260H146ZM144 261L140 262L141 264ZM162 262V261H161ZM153 263V262H152ZM156 263V262H155ZM154 264V263H153ZM258 264V263H257Z\"/></svg>",
  "mask_w": 264,
  "mask_h": 264
}]
</instances>
